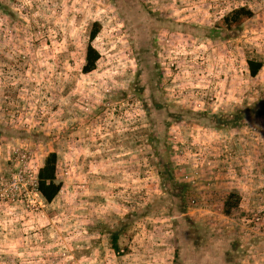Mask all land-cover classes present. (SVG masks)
I'll use <instances>...</instances> for the list:
<instances>
[{
	"label": "rangeland",
	"instance_id": "1",
	"mask_svg": "<svg viewBox=\"0 0 264 264\" xmlns=\"http://www.w3.org/2000/svg\"><path fill=\"white\" fill-rule=\"evenodd\" d=\"M0 264H264V0H0Z\"/></svg>",
	"mask_w": 264,
	"mask_h": 264
},
{
	"label": "trees",
	"instance_id": "2",
	"mask_svg": "<svg viewBox=\"0 0 264 264\" xmlns=\"http://www.w3.org/2000/svg\"><path fill=\"white\" fill-rule=\"evenodd\" d=\"M234 15V20H240L242 17H251L253 12L248 8H238L232 12ZM228 19V18H227ZM226 19V20H227ZM101 25L99 22H95L93 24V28L90 33V41L91 43L88 45L86 50L85 63L83 65L82 71L84 73H90L96 69L98 61L100 59L99 51L92 45V42L98 36ZM249 69L252 76H256L263 64L260 61L249 60ZM57 165H58V153L50 152L44 162L43 165L38 169L37 172V191L43 196V198L47 202H52L60 193L62 189V183L58 180L57 175ZM234 193L230 195L229 199L226 202V213L229 214L233 209V206L230 202V199L234 198ZM118 233L113 234L112 245L114 248H118Z\"/></svg>",
	"mask_w": 264,
	"mask_h": 264
}]
</instances>
